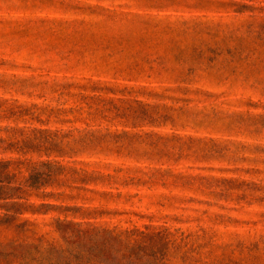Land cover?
<instances>
[{
	"label": "rangeland",
	"instance_id": "1",
	"mask_svg": "<svg viewBox=\"0 0 264 264\" xmlns=\"http://www.w3.org/2000/svg\"><path fill=\"white\" fill-rule=\"evenodd\" d=\"M0 193V264L57 219L264 264V0H0Z\"/></svg>",
	"mask_w": 264,
	"mask_h": 264
},
{
	"label": "trees",
	"instance_id": "2",
	"mask_svg": "<svg viewBox=\"0 0 264 264\" xmlns=\"http://www.w3.org/2000/svg\"><path fill=\"white\" fill-rule=\"evenodd\" d=\"M31 175V179L34 177ZM36 181L31 180V185ZM0 193V197H2ZM12 194L10 193V195ZM18 202H8L6 208L10 210ZM16 215L6 212L4 216L0 214V224H12ZM26 220L23 224H28ZM81 222L65 221L57 219L58 231L62 233L67 247L59 246L52 242L49 246V256L37 258L31 257V260L21 261L19 264H35L32 260H39L36 264H60V257L56 255L59 251L69 250L79 263H74L73 259H66L67 264H162L165 262V255L161 257H151L143 261L141 252H161L167 244L165 238L167 235L164 231H146L139 229L118 230L96 225L82 227ZM12 249L0 252V262L5 258L8 262L13 257L21 256L23 259L28 258L23 249L27 247L25 243L10 242ZM34 248L38 251L41 244H35Z\"/></svg>",
	"mask_w": 264,
	"mask_h": 264
}]
</instances>
